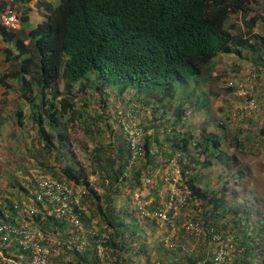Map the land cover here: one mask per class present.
<instances>
[{
  "label": "trees",
  "instance_id": "16d2710c",
  "mask_svg": "<svg viewBox=\"0 0 264 264\" xmlns=\"http://www.w3.org/2000/svg\"><path fill=\"white\" fill-rule=\"evenodd\" d=\"M0 7L9 6L2 3ZM31 10L45 19L34 28H30L28 19ZM17 13V29L0 25V37L5 44L0 50V86L6 91L13 90L23 106L16 110L13 122L19 128L27 121L31 123L36 142L30 154L41 171L66 185L83 188L81 221L89 228L90 221L97 219V245L102 235L108 236L102 243L107 250L104 261L99 259L95 244L81 253L61 244L62 253L49 264H157L160 261L153 258L139 223V218L146 222L150 219L157 225L155 218L135 216L127 204L121 207L114 202L127 182L134 183L132 190L140 187L146 174L143 168L154 166L152 135L141 138L138 160L145 161L146 166L140 169H135L136 163H130L126 140L122 141L119 134L108 143L97 142L89 159L107 181L103 194L90 186L83 169L75 168L65 148L67 134L82 119L84 108L90 103L87 98L97 96V103L105 108L108 100L104 95L113 89L118 96L132 92L133 104L126 113H135L142 134L147 126L142 129L144 120L141 123L138 112L160 114L163 121L160 124L155 121L157 130L153 136L161 152L162 141L172 150L167 163L177 154L188 161L180 181L184 184L182 195L187 193L186 204L174 220L181 218L188 207L195 212L200 210V216L197 215L204 219L203 223L188 219L201 228L226 219L221 227L232 233L234 246L223 264H264L260 240L264 236V215L255 216L245 204L228 206V194L235 191L229 184H236L244 172H229L228 158L222 149L227 137L222 132L223 124H219L221 133L203 129L197 138L188 127L176 131L192 109L206 106V94L201 87L211 78L215 58L227 55L245 58L246 52L262 61L264 34L256 33L255 28L264 24V13L249 12L246 0H17ZM59 82H62L60 91ZM226 91L233 92V86L226 87ZM103 113L98 115L99 125L107 120ZM169 114L174 118L170 129L164 125ZM260 133V138H264L263 128ZM161 134L164 137L159 140ZM233 141L236 148L243 144L237 138ZM216 162L224 164L223 170L227 172L218 174L217 185L212 186L204 182L206 176L198 174L196 168H210ZM147 186L154 189L152 184ZM163 198V202L150 205L153 213L163 207L169 196ZM127 199L124 197V202ZM134 211L141 213L138 207ZM0 219L16 225L26 221L46 235L65 239L68 234L64 230H73L62 220L42 218L38 214L23 216L7 198L0 201ZM162 226L168 235L174 228V225ZM182 231L194 238L185 229ZM164 243L158 242L160 246ZM174 251L178 250L167 249L166 264H183L181 259L171 258ZM197 255H202L201 248L184 256L185 264H200L202 259H193ZM206 263L212 264L210 260Z\"/></svg>",
  "mask_w": 264,
  "mask_h": 264
},
{
  "label": "rangeland",
  "instance_id": "374dc122",
  "mask_svg": "<svg viewBox=\"0 0 264 264\" xmlns=\"http://www.w3.org/2000/svg\"><path fill=\"white\" fill-rule=\"evenodd\" d=\"M55 4L58 5L57 1ZM246 8L249 12L264 13V0H246ZM255 32L264 34V24L258 25L255 28ZM244 55L245 58L227 55L218 56L214 59L210 72L211 78L206 79L201 87V90L206 94V106L192 109L188 117L184 120V124L177 125L176 131L187 130L186 128L188 127L194 137L197 138L204 131L203 129L221 133L219 129L221 126L219 124H223L224 131L222 132L227 137H225V145H223L222 149L228 158L229 172L236 170L244 172V175L238 179L236 184H233V182L229 184L230 186H234L235 191L234 193L228 194V206H231L232 203L245 204V207L250 208L255 216L261 217L264 215V138H260L262 136L260 129H264V58L262 61H258L249 53L245 52ZM229 85L233 86V92L226 91V87ZM57 86L60 91L62 89V82H59ZM239 86L241 88L243 87L246 91V97L245 95H241V91L238 89ZM131 94L132 92L128 91L118 96L115 89L108 90L106 95H104L105 100H108L107 107L105 108L99 106L97 96L93 98L88 97L87 100H90V103L84 108L85 112L82 119L76 121L69 134H67L68 141H66L65 148L68 151V157H70L76 169L81 168L84 170L90 186L99 194H103V186L107 181L102 179V176L97 173L95 167L90 163V152L97 145V142L102 141L103 143H108L116 139L115 135L117 134H119L122 141L126 140L124 132L122 135L120 128H124V125L126 126L128 123V119H126L128 117H125V113L127 108L133 104L131 102ZM13 101L17 103L16 108H23L16 94L13 95ZM247 103L251 105L247 110L252 113L244 116V113H240V107L245 106ZM102 113V116L107 120L99 125L97 123L98 115ZM138 113L142 117L141 123L144 120L143 125H141L142 129L147 126L146 132L142 136L152 135L151 148L155 154V158L153 159L154 166H146L145 161L140 162L136 159L134 161L136 163L135 169L146 166L143 168H146L145 179L141 182L143 184L135 190H132V187H135L134 183L127 182L124 191L122 190L121 195L116 197L114 202L117 206L121 207L127 204L128 210L133 212L135 216H138L141 214L137 212L135 214L134 210L137 207L135 200H137L136 198L138 200L142 199L143 202L148 204L144 208L147 215H141V217L150 218L153 214V208L150 205L152 203L158 204V202H163V197L168 195L169 189L171 188L163 181L162 177L171 170L172 164L170 161L167 163L166 159L172 153V150L168 147L169 145L162 141V152L167 153V155H164L159 149V145H156L154 142L153 135L156 132L155 130H157L156 122L160 124L159 122L163 121L160 119V114L157 113L155 116H152L150 111L147 113L144 111L140 113L139 111ZM165 120L168 122L164 123V125L170 129L174 118L169 114ZM137 122H139V119ZM97 124L100 127L99 131H97ZM10 131L16 137L12 139V145L0 140V146L4 143L3 148L6 151L1 154L2 151L0 149V201L4 198L10 199L18 207L20 214L23 216H31V208L28 207L27 203L31 200L33 180L37 176L50 177V175L40 170L37 162L30 154L32 144L36 142V132L31 128V123L28 121L25 122V126L22 128L16 127L13 124ZM161 135L158 136L159 140H162L164 137L163 134ZM0 138H5L4 131L2 130L0 131ZM234 138L243 142L241 147L236 148L235 144H232L234 143ZM7 148H11V153L7 152ZM191 154L194 155L195 153L191 152ZM177 155L173 159L178 161L181 157H177ZM128 157L131 161V156ZM223 165L216 162L210 168L198 166L196 172L206 176L204 180L206 184L209 183L215 186L217 185V175L226 174L227 172L223 170L226 169ZM150 184H154V189L148 188L147 185ZM183 185V183L179 185L181 192L184 189ZM12 186H15V188ZM77 188L83 190L80 186ZM184 196H187L186 192H184ZM124 197L129 199L124 202ZM196 204L199 205L198 203ZM199 211L195 212L191 207H188L186 211L182 212L183 216L179 218L180 220L178 218L174 220L173 225L175 230L173 228L169 235L167 234L165 226L159 223L154 225L150 219L146 222L139 218L140 226L144 230L142 236L148 241L149 250L153 258L162 260L161 262L159 261L160 264L169 262L166 251L170 248L178 250L173 252L171 258L181 259L183 264H185L183 260L184 256L188 257L191 252L194 253L201 248L202 255H197V258L195 257L193 259H202L200 264H205L206 261L208 262L212 257L214 246L207 234L211 228L223 238L233 239L232 233L221 227L226 219H221L222 221H219L215 225L209 223V226H204L203 230L205 235H202L198 244L195 243L191 236H186L182 229H184L183 224L188 218H194L196 221L203 223L204 219L198 217L201 214ZM178 220L180 221L179 223ZM0 221L2 220L0 219ZM25 223L28 224L29 222L25 221L20 224ZM90 223V226L98 232L97 219H92ZM146 223H148V227H146ZM37 230L43 238L42 241L45 243L59 242L62 244L66 240L63 237L46 235L39 228ZM71 232L72 230L70 228L66 231L64 230V233L68 235ZM260 240L262 241V248L264 250V236ZM160 241H165L163 246L158 244ZM97 254L99 256V253ZM99 259L101 261L107 259L106 249L103 255L99 256Z\"/></svg>",
  "mask_w": 264,
  "mask_h": 264
},
{
  "label": "built area",
  "instance_id": "2783aa9c",
  "mask_svg": "<svg viewBox=\"0 0 264 264\" xmlns=\"http://www.w3.org/2000/svg\"><path fill=\"white\" fill-rule=\"evenodd\" d=\"M3 3H6L9 7H0V25L17 29L19 27L17 0H5ZM238 89L241 91V95L246 94L243 87L239 86ZM250 106L247 103L245 106L240 107V113L249 114L247 108ZM126 115L128 123L122 129L126 137L129 156H131L130 163H133L140 155L142 133L138 127L139 122H137L138 119L135 113L128 111ZM177 157L180 156L177 155ZM173 158L170 160L171 170L163 178V181L171 187L168 192V201L164 203L161 209L152 214L157 223L169 226H173L174 218L178 216L183 204H186L179 185L180 181L183 180V167L188 162L185 159L179 158L177 161ZM83 194V190L77 187H71L51 177L37 176L33 180V192L28 207L31 208V215L38 214L42 218L62 220L68 227L73 228L62 244L70 246L78 253L83 252L87 246L95 244L96 252L99 253V256H102L105 250L102 243L108 240V236L102 235L97 245V230H94L91 226L87 228L83 225L81 221V213L84 212ZM136 199L140 214L146 216L144 208L148 203ZM183 227L193 235V240L198 244L204 234L203 228L191 219H187ZM207 234L214 245L210 262L212 264H223L228 253L233 249L234 240L223 238L212 228ZM90 238H93L94 242H91ZM42 240L43 238L36 226L31 223L16 225L0 221V264H49L51 259L60 255L61 244L59 242L45 243Z\"/></svg>",
  "mask_w": 264,
  "mask_h": 264
},
{
  "label": "crops",
  "instance_id": "0c3cea01",
  "mask_svg": "<svg viewBox=\"0 0 264 264\" xmlns=\"http://www.w3.org/2000/svg\"><path fill=\"white\" fill-rule=\"evenodd\" d=\"M5 0H0V4H2ZM24 1H21L23 3ZM29 6H32V3L29 4ZM28 19L30 28H34L37 26V24L43 22L45 19L37 13L36 10H31L28 13ZM5 47V44L2 42V39L0 37V50ZM16 93L13 90L6 91L5 88L0 86V131H4L5 138H0V140H3L4 142H7L9 145H12V139L16 138L13 132H11V127L14 124L13 120L15 119V112L18 110L16 108V104L13 101V95ZM10 129V130H9ZM11 134V135H10ZM4 143L1 144V154L3 152H6L3 148ZM12 148V146H11ZM11 148H7V152L11 153ZM8 157L9 155H2ZM28 204V203H27Z\"/></svg>",
  "mask_w": 264,
  "mask_h": 264
}]
</instances>
